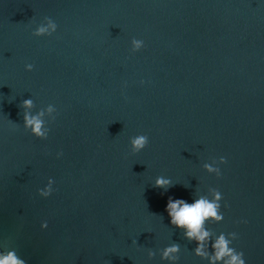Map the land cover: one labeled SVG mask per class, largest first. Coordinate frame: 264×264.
I'll return each mask as SVG.
<instances>
[{
	"label": "water",
	"instance_id": "water-1",
	"mask_svg": "<svg viewBox=\"0 0 264 264\" xmlns=\"http://www.w3.org/2000/svg\"><path fill=\"white\" fill-rule=\"evenodd\" d=\"M46 16L57 31L33 36ZM29 98L33 114L57 109L46 140L24 130ZM139 134L149 144L133 154ZM220 157L217 178L203 164ZM210 187L224 219L206 226L264 264V0H0V252L169 264L160 250L175 242L177 264H209L165 209Z\"/></svg>",
	"mask_w": 264,
	"mask_h": 264
},
{
	"label": "clouds",
	"instance_id": "clouds-1",
	"mask_svg": "<svg viewBox=\"0 0 264 264\" xmlns=\"http://www.w3.org/2000/svg\"><path fill=\"white\" fill-rule=\"evenodd\" d=\"M57 23L50 17H44L32 31L35 37L52 36L57 31ZM144 41L133 38L131 40V52L136 53L144 47ZM33 64H26V71H33ZM144 83V81H141ZM19 107L23 110V127L25 131L30 132L37 139L46 140L48 138L50 127L49 124L56 120L58 115L54 105L49 104L45 108H41L33 114L35 104L32 99H25ZM46 115L50 119H46ZM18 126V124H17ZM130 147L133 154H137L144 150L149 144V137L146 134H139L130 138ZM63 153H57V156ZM225 157L219 160H213L212 163H204L203 168L209 174H215L217 178L221 176L219 164L226 163ZM54 181L49 178L47 185L43 189H38V194L44 198L49 197L54 191L52 185ZM174 184L169 178L158 176L155 179L154 187L167 191ZM222 193L218 188L210 187L207 194L195 195L194 202L188 203L184 199H173L169 197L166 212L171 218V225L181 229L184 238L189 242H195L196 247L193 250L194 255L208 260L209 264H246L243 251H237L232 246L234 240L238 238L237 233L216 234L212 229L206 226L207 222L212 224L221 223L224 215L221 211ZM224 207H228L227 204ZM156 215V214H155ZM247 223V221H240ZM47 222H43L41 227L47 228ZM211 248L209 252L206 249ZM180 245L172 243L160 250L162 260L168 261L169 264H177L180 259ZM149 259L154 258L156 252L152 249L147 250ZM0 264H27V261L20 257L15 249L0 252Z\"/></svg>",
	"mask_w": 264,
	"mask_h": 264
}]
</instances>
